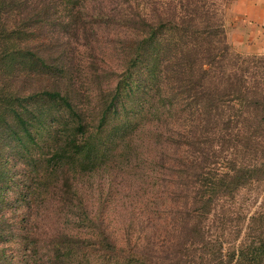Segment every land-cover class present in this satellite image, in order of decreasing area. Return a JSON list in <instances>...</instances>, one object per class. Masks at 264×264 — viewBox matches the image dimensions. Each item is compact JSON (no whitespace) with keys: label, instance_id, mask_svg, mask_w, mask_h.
Returning a JSON list of instances; mask_svg holds the SVG:
<instances>
[{"label":"trees","instance_id":"1","mask_svg":"<svg viewBox=\"0 0 264 264\" xmlns=\"http://www.w3.org/2000/svg\"><path fill=\"white\" fill-rule=\"evenodd\" d=\"M126 1L131 12L104 11L105 27L116 23L131 31L123 35L120 67L104 68V76L96 77L104 78V90L98 91L104 94L94 126V111L83 106L81 90L67 75L69 65L49 56L53 51L44 40L52 27L66 33L76 26L78 1L0 0V264H40L44 256L45 264H78L80 255L84 264H149L147 255L132 252H151L155 242L146 235L145 244L134 246L115 237L106 219L85 204L71 170L59 186V226L47 235L48 246L45 234L40 254L42 231L26 213L37 177L18 161L23 153L34 161L43 158L37 148H43L46 131L50 159L95 164L103 128L105 161L115 139L137 129L126 111L107 130L112 115L129 96L137 106L154 100L156 94L145 96L141 85L157 70L151 90L162 94L165 87L172 92L168 101L180 96L187 110L184 129L165 137L170 146H163L155 162L157 183L165 181L171 187L165 194L183 204L177 207L181 238L171 251L181 254H165L158 263L264 264V204L248 214L240 194L264 182V146L258 148L261 155L256 150L264 145V57L244 56L229 43L225 15L233 0H149L150 10L132 4L136 12Z\"/></svg>","mask_w":264,"mask_h":264},{"label":"rangeland","instance_id":"2","mask_svg":"<svg viewBox=\"0 0 264 264\" xmlns=\"http://www.w3.org/2000/svg\"><path fill=\"white\" fill-rule=\"evenodd\" d=\"M77 1L78 12H80L72 20V22L75 21L76 26L71 27L70 30H65L66 33L62 32L60 26L52 27L51 29H54V31L48 33L44 40L49 48L48 50L53 51L48 53L49 56H58L64 64L69 65V74L67 75L73 78L76 86L81 90L80 100L83 106L89 108L91 113L94 111L93 117L95 119L92 124L97 126L101 117L99 110L103 108L101 107V99H103L104 94L102 92L101 96L98 91L99 87L104 90V78L102 77L100 81L96 77L100 74L104 76V68L117 69L120 67L123 62L120 57V50L124 39L127 37L123 35L125 32L131 31L128 26L122 27L116 23L108 28L105 27L104 11L109 10L113 14L115 12L114 7H118V9L127 7L128 12H131V8L126 0ZM129 1L135 12L134 6L137 4L142 9L147 4L148 10L151 9V5L148 4L149 0ZM153 9L154 6H152ZM226 12L229 14V16L228 14L225 15V19L228 16L226 21L228 41L235 52L244 56L256 54L264 57V52H241L238 49L237 37L233 38L237 27L232 22L235 21L234 15L230 10L228 11V8ZM249 32H252V29ZM132 35L134 33L129 36ZM252 37L250 35V39L246 40L247 43L252 41ZM89 64L95 65V67L98 66L100 70L98 69L97 72L93 73ZM159 73L157 70L155 78L150 77L141 85V87L147 88L143 92L145 96L148 92L149 97L156 94L154 100L144 99L143 106H137L140 103L135 102L134 97L129 96L126 98L128 101H125V108L119 109L120 113L118 115H112L107 130H111L117 123H120L126 116V111H130L129 116L131 117L129 120H135L137 129H132L131 133L122 139H115V144L111 145V150H108L105 161L104 128L100 131L99 137L102 139L99 145L101 159L97 160L95 164L85 165L73 161L64 163L59 156L56 159H50L49 146L45 147L49 140V134L46 131L40 137L43 148H37L38 151L42 150L44 153L41 159L43 161L24 158L27 153L20 155L18 163L23 162L27 166V170L31 172L32 177H37L36 186L33 193L30 194L31 208L29 212L26 210V213L27 216H31V218L29 217L30 220L36 222L37 227L42 231V240L39 244L40 254H45L46 245L43 242L45 234L47 236L54 233V229L59 226V186L63 182L64 172L68 170H71V178L72 180L75 179L85 204L93 212H98L103 219H106L109 224V231L113 232L115 237L125 243L129 241L131 245L137 246L139 244L140 246L141 243L145 244L147 241L146 235H148L159 247L157 248L155 245L151 252L132 253L147 255L146 261L149 264H159V259L164 257L165 254H169L171 258H174V255L181 254V252L171 251L181 238L178 235L181 219L178 217L177 207H183L182 199H178L175 203L169 195L165 194L166 189L171 191V187L166 186L165 181L157 183L161 176L157 171L155 162L158 160L159 151H162V149L165 151V146H170L167 141H164L165 137L177 134V132L184 129L183 124L187 117V110H184V101L180 96L178 99L173 98L172 102L168 101L172 97V92L165 87L162 89V94L158 90H151L159 79ZM30 74L32 78L37 76L35 71ZM67 75L66 77H68ZM132 106L133 108H131ZM262 132V135H264V130ZM158 134L163 135L164 138L161 139ZM259 145H256V150L264 146L260 143ZM258 151L256 152L261 155L260 150ZM57 154L61 156L63 151ZM254 154L256 153L252 151L248 158H253ZM221 165H223V162H221ZM19 172L21 173V171ZM240 194L241 202L244 203L243 206L249 214L258 209L260 203L264 204V182H254L251 186L248 185L244 188ZM238 203H240L239 199ZM65 228L71 230L72 225L67 224ZM215 230L220 232L221 229L218 227ZM46 231L48 232L46 233ZM49 238L47 236V246ZM165 244L170 245L167 248L168 250L165 249ZM200 253L197 252L198 255ZM32 258L35 261L39 257L34 255ZM45 258L44 256V260ZM39 260L40 264L46 262L40 258ZM76 260L78 264H84L83 255H80L79 258L77 256ZM138 264H143V262Z\"/></svg>","mask_w":264,"mask_h":264},{"label":"crops","instance_id":"3","mask_svg":"<svg viewBox=\"0 0 264 264\" xmlns=\"http://www.w3.org/2000/svg\"><path fill=\"white\" fill-rule=\"evenodd\" d=\"M229 10L234 15L235 21L232 22L237 26L233 38L237 37L238 49L241 52H264V0H233ZM251 29L252 32H249ZM250 35L253 36L252 41L247 43Z\"/></svg>","mask_w":264,"mask_h":264}]
</instances>
